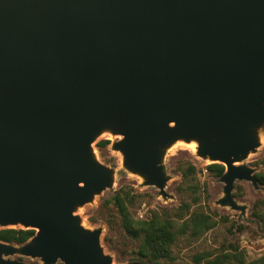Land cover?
Returning a JSON list of instances; mask_svg holds the SVG:
<instances>
[{
	"label": "water",
	"instance_id": "1",
	"mask_svg": "<svg viewBox=\"0 0 264 264\" xmlns=\"http://www.w3.org/2000/svg\"><path fill=\"white\" fill-rule=\"evenodd\" d=\"M263 124L264 0H0V226L36 230L0 264H114L74 213L113 186L105 131L163 196L165 149L196 141L225 165L217 203L244 213L234 182L257 181L236 162Z\"/></svg>",
	"mask_w": 264,
	"mask_h": 264
},
{
	"label": "rangeland",
	"instance_id": "2",
	"mask_svg": "<svg viewBox=\"0 0 264 264\" xmlns=\"http://www.w3.org/2000/svg\"><path fill=\"white\" fill-rule=\"evenodd\" d=\"M257 137L256 149L250 151L244 160L236 162L254 168V174L264 173V124L257 129ZM120 138L117 134L105 131L93 142L92 149L96 159L114 169L113 186L96 194L91 202L76 207L74 212L80 217L84 228L101 229V247L114 264L136 260L144 264H195V256L201 253L213 257L224 253L230 256L241 254L245 264H260L258 260L264 254V224L257 213L264 211V184L257 182V186H254L248 180L234 182L232 195L239 205L246 207L244 213L228 205L218 204L217 201L224 196V182L220 176L207 169L212 161L198 155L196 141L178 140L165 149L163 165L168 179L165 184L167 196H163L159 188L145 185L140 174L125 167L123 154L113 148V143ZM103 139H108L109 144L105 147L97 146V142ZM189 165L195 166L196 172L184 178L181 169H186ZM118 190L128 191L134 196V204L129 207L134 218H147L157 212L168 214L180 223L195 213H203L217 220V224L198 235H193L191 231L180 235L172 246V260L146 262L136 253L138 242L127 236L121 228L120 217L114 206L104 205V201ZM183 203H188L189 209L180 212L179 207ZM106 236L112 237L113 243L108 242ZM5 258L28 264H43L40 258L21 254ZM231 262L235 263L232 257Z\"/></svg>",
	"mask_w": 264,
	"mask_h": 264
},
{
	"label": "trees",
	"instance_id": "3",
	"mask_svg": "<svg viewBox=\"0 0 264 264\" xmlns=\"http://www.w3.org/2000/svg\"><path fill=\"white\" fill-rule=\"evenodd\" d=\"M108 139L97 142V146L105 147L109 144ZM207 169L217 176L222 177L226 171L225 165L222 163H210ZM184 178L189 177L196 172L193 165H189L186 169H181ZM254 178L257 182L264 184V173H255ZM111 204L114 206L120 217V226L127 236L138 242L137 254L146 260V262L157 263L160 260H172V246L175 244L180 235H184L191 231L193 235H198L217 224V220H213L206 214L195 213L192 217L178 223L168 214L153 212L150 217L137 219L131 215L130 205L134 204V196L128 191L118 190L114 195L104 201V205ZM180 212L189 209L188 203H183ZM262 224H264V211L258 212ZM182 217V214H179ZM36 233L35 229H25L22 227L0 228V241L12 244H23L32 238ZM106 240L113 243V238L106 236ZM231 257L235 259V263L231 262ZM258 262L264 264V254L259 258ZM195 264H245L244 257L241 254L227 253L217 256L210 254H197L194 259Z\"/></svg>",
	"mask_w": 264,
	"mask_h": 264
}]
</instances>
